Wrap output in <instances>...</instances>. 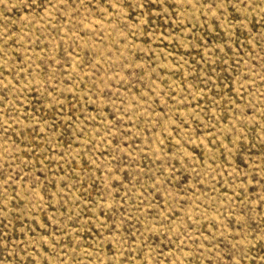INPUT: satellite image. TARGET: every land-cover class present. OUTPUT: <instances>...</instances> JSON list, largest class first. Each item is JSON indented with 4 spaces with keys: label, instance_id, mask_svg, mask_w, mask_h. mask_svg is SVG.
Wrapping results in <instances>:
<instances>
[{
    "label": "rangeland",
    "instance_id": "374dc122",
    "mask_svg": "<svg viewBox=\"0 0 264 264\" xmlns=\"http://www.w3.org/2000/svg\"><path fill=\"white\" fill-rule=\"evenodd\" d=\"M0 264H264V0H0Z\"/></svg>",
    "mask_w": 264,
    "mask_h": 264
}]
</instances>
